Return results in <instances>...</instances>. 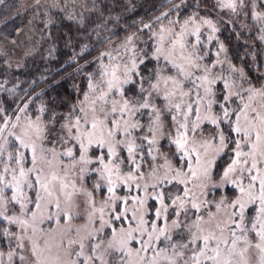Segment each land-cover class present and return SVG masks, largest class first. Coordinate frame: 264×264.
<instances>
[{"label":"snow or ice","instance_id":"obj_1","mask_svg":"<svg viewBox=\"0 0 264 264\" xmlns=\"http://www.w3.org/2000/svg\"><path fill=\"white\" fill-rule=\"evenodd\" d=\"M43 6L103 48L71 97L0 105V264H264V79L215 71L201 15L250 17L264 41V0H163L131 24L118 0Z\"/></svg>","mask_w":264,"mask_h":264},{"label":"trees","instance_id":"obj_2","mask_svg":"<svg viewBox=\"0 0 264 264\" xmlns=\"http://www.w3.org/2000/svg\"><path fill=\"white\" fill-rule=\"evenodd\" d=\"M41 2L42 6L37 8L34 0H0V83H3L0 105L9 109L16 105L23 106L29 97L34 101L30 105V111L43 101L71 97L72 85L81 83L83 72L91 71L95 66L88 65L81 71L76 70L77 64L84 65L85 61H91L103 48L94 32L88 35L86 30L79 28L76 22L65 19L62 14L53 12L54 23L47 24L48 17L43 14L44 0ZM99 2L108 5L110 0ZM131 2L135 5L134 11H123L128 6L124 0H118L121 6L113 8L114 14L123 17L121 23L131 24L141 17L147 21L165 10L160 7L163 0ZM175 2L180 3V0ZM186 3L191 6L195 4V0H186ZM204 4L210 6L212 0H204ZM191 10V7L187 9ZM257 10L264 11V8ZM76 11L81 9L77 8ZM105 11L107 14V8ZM37 12L40 15H36ZM85 15L88 16V13ZM201 15H210L218 23V38L225 46L231 62L236 67L243 68L253 82L264 79V41L259 39V26L250 17L234 18V23H227L229 19L216 12H201ZM95 18V14H92V19ZM242 22L249 25L251 30L241 27ZM92 26L90 21L89 27ZM109 27H112L111 22ZM107 35L108 32L104 31L101 38ZM82 45H88V51L73 62L70 58L74 52L81 51ZM211 55L213 51L209 52V56ZM17 65L21 67L18 68ZM14 86L15 92H9L8 89Z\"/></svg>","mask_w":264,"mask_h":264},{"label":"rangeland","instance_id":"obj_3","mask_svg":"<svg viewBox=\"0 0 264 264\" xmlns=\"http://www.w3.org/2000/svg\"><path fill=\"white\" fill-rule=\"evenodd\" d=\"M219 15H223L224 17H226L227 19H230V16L227 12H219ZM234 19V18H233ZM217 37H218V33H217ZM222 43L219 38L217 41H213L211 44L207 45V51L211 52L213 51V55L208 57V62H211L213 60L216 59V52L218 50V44ZM228 53L227 50L225 52H221L219 59L222 61H225L222 67H217L215 69L216 72H223L224 75H228V61H231L230 58L228 57ZM232 63V62H231ZM233 64V63H232ZM234 65V64H233ZM206 127L208 129H211V125H206ZM207 134V133H206ZM231 191V186H225V188L221 189L218 193H216L217 195H219L220 193H228Z\"/></svg>","mask_w":264,"mask_h":264}]
</instances>
